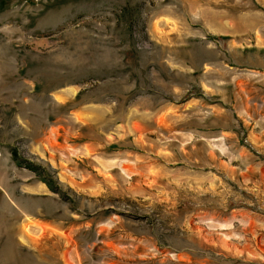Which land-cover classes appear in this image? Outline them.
Segmentation results:
<instances>
[{
    "label": "rangeland",
    "instance_id": "obj_1",
    "mask_svg": "<svg viewBox=\"0 0 264 264\" xmlns=\"http://www.w3.org/2000/svg\"><path fill=\"white\" fill-rule=\"evenodd\" d=\"M0 264H264V0H0Z\"/></svg>",
    "mask_w": 264,
    "mask_h": 264
}]
</instances>
